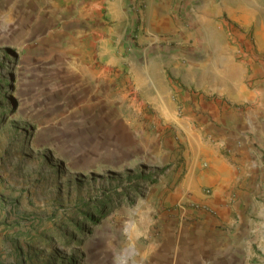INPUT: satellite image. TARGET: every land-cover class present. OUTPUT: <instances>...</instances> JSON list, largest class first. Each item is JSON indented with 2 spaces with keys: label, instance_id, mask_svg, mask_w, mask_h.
I'll return each instance as SVG.
<instances>
[{
  "label": "rangeland",
  "instance_id": "obj_1",
  "mask_svg": "<svg viewBox=\"0 0 264 264\" xmlns=\"http://www.w3.org/2000/svg\"><path fill=\"white\" fill-rule=\"evenodd\" d=\"M173 1L177 28L167 30V53L227 54L262 102L264 0ZM55 2L44 9L38 0H0V264H264V168L231 184L222 207L183 199L190 144L180 120L106 119L96 101L116 103L122 116L143 101L130 61L119 76L93 68L84 29L55 21L64 16ZM147 5L136 2L139 14ZM131 39L134 48L149 45L140 19ZM260 117L264 128V104ZM246 140L264 152V137L252 131ZM101 199L113 206L106 217L94 226L79 221L80 208ZM188 208L212 218L205 242L192 233L204 218Z\"/></svg>",
  "mask_w": 264,
  "mask_h": 264
},
{
  "label": "crops",
  "instance_id": "obj_2",
  "mask_svg": "<svg viewBox=\"0 0 264 264\" xmlns=\"http://www.w3.org/2000/svg\"><path fill=\"white\" fill-rule=\"evenodd\" d=\"M140 1L62 0L59 12L64 16L60 21L57 16L55 21L67 30L84 29L82 35L89 47L85 59L101 73L119 76L130 61L126 70L142 96V103L135 104L131 115L122 116L117 114L116 103L99 100L96 105L100 113L109 120H180L178 125L188 133L190 144L184 153L187 172L181 184V197L222 207L227 201L224 192L231 184L235 185L251 169L258 173L264 168V152L246 140L252 131L258 140L264 137V128L259 127L260 106L264 100L261 102L257 91L248 88L243 69L232 70V59L227 54L187 53L183 47L167 53L162 44L167 30L177 28L171 10L174 1L147 0L148 5L139 14L136 2ZM52 3H56L55 0H38V5L44 9ZM139 19L149 40L144 49L134 48L131 39ZM39 23L43 27L47 20L41 17ZM178 35L181 43H185L183 33ZM184 76L191 79L182 78ZM192 88L211 94L215 99H197L195 93H190ZM182 103L188 111L183 114L178 109V104ZM147 106L152 109L150 114L143 113ZM242 106H246L245 112ZM191 121H197L199 128L194 125L192 129ZM202 132L209 135L208 141ZM224 145L234 147L235 152L230 156L215 150ZM203 165H207L206 168ZM207 186L214 188L212 196L205 195ZM188 193L192 196L188 197ZM187 210L204 218L199 232L192 233L205 242L211 236L212 218L202 211Z\"/></svg>",
  "mask_w": 264,
  "mask_h": 264
},
{
  "label": "trees",
  "instance_id": "obj_3",
  "mask_svg": "<svg viewBox=\"0 0 264 264\" xmlns=\"http://www.w3.org/2000/svg\"><path fill=\"white\" fill-rule=\"evenodd\" d=\"M99 201L101 202L95 204L94 206H91V203H85L78 211L77 216L79 217V221L89 222L93 226L99 224L109 213L110 209L113 208V206L110 205V199H108L106 202H104L102 199ZM106 204H109L110 206L106 209V211H104ZM91 207H93V210H91ZM88 210L89 212H87ZM95 210L97 215H95ZM75 226L79 230H84V228L79 224H76Z\"/></svg>",
  "mask_w": 264,
  "mask_h": 264
}]
</instances>
